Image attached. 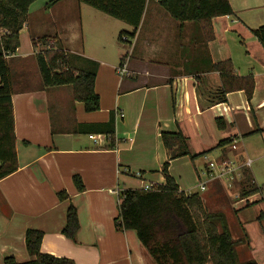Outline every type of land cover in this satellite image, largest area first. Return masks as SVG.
Returning <instances> with one entry per match:
<instances>
[{
	"label": "crops",
	"instance_id": "1",
	"mask_svg": "<svg viewBox=\"0 0 264 264\" xmlns=\"http://www.w3.org/2000/svg\"><path fill=\"white\" fill-rule=\"evenodd\" d=\"M229 1L234 16L213 19L215 39L207 42L198 24L181 25L160 6V0H148L136 35L127 43L131 52L125 59L130 72L127 77L119 75L115 63L97 58L98 48L91 45L106 50L104 45L111 39L113 42L121 30L129 33L131 25L124 22L123 29L109 20L110 16L98 18V14L89 19V25L84 12L88 10L76 0H62L44 12L32 14L29 10L20 33V48L8 59L9 65L15 62L17 76L27 77L20 88L19 80L12 81L19 168L0 181V264L8 257L19 264L35 260L26 247L28 230L44 233L43 254L74 264H156L134 231L118 230L116 219L124 191L142 190L146 183L165 184L162 168L168 162V153L162 133L181 131L192 155L208 152L200 159L213 155L220 164L231 160L234 153L230 146L216 147L221 141L233 139L243 163L251 161V171L254 160L246 159V139L264 130V48L252 33L264 26V0ZM60 10L62 25L54 27L55 36L49 35L53 27L49 21ZM85 24L91 27L89 33L84 30ZM43 37L53 39L50 47L56 41L60 43L72 69L94 72L89 63H95L99 113L86 112L85 105L73 99L69 86L73 102H67L73 117H64L63 104L57 106L58 119L54 117V97L66 99V91L65 86L43 85L35 57L44 48L33 43ZM84 37L86 42L90 39V49L81 46L75 54L83 60L73 61L69 46L83 43ZM125 55L119 50L121 60ZM227 60L239 77L253 75L256 87L251 101L243 91L221 100L220 74L212 66ZM110 122L114 123V134L106 135ZM259 134L264 141V133ZM90 136H101L102 140L97 143ZM188 158L171 161L169 172L180 191L190 195L195 193L184 189L181 176L178 182L174 174L175 165ZM261 159L264 153L255 161ZM148 172L153 173L149 178ZM76 175L82 179L84 192L75 185ZM133 179H138V187H130ZM220 180L208 182L200 195L206 209L207 203L211 205L216 198L228 201L220 213L230 232L234 230L232 238L237 242L240 262L264 264V248H259L258 241L264 236V199L254 195L235 203L239 207L233 210L227 197L219 196L221 191L214 189L221 186ZM240 181L241 177L234 184ZM61 192L67 194L66 200H60ZM71 205L77 209L80 223L75 241L63 234ZM250 210L261 212L260 217L256 215L257 224L247 217ZM251 225L256 235L251 233Z\"/></svg>",
	"mask_w": 264,
	"mask_h": 264
},
{
	"label": "trees",
	"instance_id": "2",
	"mask_svg": "<svg viewBox=\"0 0 264 264\" xmlns=\"http://www.w3.org/2000/svg\"><path fill=\"white\" fill-rule=\"evenodd\" d=\"M39 0H0V181L14 174L18 166L14 112L12 106L13 85L7 58L20 48V33L28 21L30 7ZM62 0H52L47 8ZM114 19L133 27L132 32H123L121 41L128 43L139 28L148 0H77ZM160 6L181 25L186 22L198 24L207 42L215 39L212 21L218 17L234 16L229 0H160ZM254 37L264 48V26L252 30ZM33 40L34 45L44 39ZM45 87L72 88L73 99L85 105L88 113L100 110V97L96 93V73L77 71L70 67L66 52L62 49L43 50L36 56ZM121 60V66L125 62ZM220 74L221 100L228 94L243 91L248 101L255 92L253 75L239 77L230 60L212 66ZM219 124V122H218ZM106 135L114 134V123L107 124ZM221 127V126H220ZM255 133H264L258 130ZM161 139L168 153V162L163 165L165 184L154 185L149 191L127 190L121 195L119 216L116 219L120 231H134L142 246L156 264H257L255 261L240 262L237 242L222 213L208 212L204 201L197 193L187 195L180 191L176 180L169 172L171 161L189 157L196 160L206 153L192 155L187 139L181 131L162 133ZM233 139L221 141L216 148L232 146ZM79 192H84L80 176L74 177ZM240 196L248 199L261 192L248 168L241 171ZM66 200L65 192L59 193ZM80 230L78 211L70 206L67 211L63 234L75 241ZM44 233L28 230L26 247L34 261L24 264H74L41 252ZM4 264H19L8 257Z\"/></svg>",
	"mask_w": 264,
	"mask_h": 264
},
{
	"label": "rangeland",
	"instance_id": "3",
	"mask_svg": "<svg viewBox=\"0 0 264 264\" xmlns=\"http://www.w3.org/2000/svg\"><path fill=\"white\" fill-rule=\"evenodd\" d=\"M52 0H39L37 2H35L32 7L30 8V13L34 14L36 11L41 10L42 12L47 11L48 9L46 8L48 6V4L51 2ZM77 1V0H76ZM83 4V3H81ZM62 8V4L61 7ZM86 8L85 10L88 11H84L85 12V18L86 20L89 21V25H91L90 20H92V18H94L95 14H98V18H107V15L84 4V7ZM113 17H109V20H112V22H115V24H119V26H123V29L126 28L124 22L119 21L117 19H110ZM51 19V18H50ZM99 20V19H98ZM62 10H60L59 14H55V17L50 20L49 22L53 24V27L50 28V30L48 31L49 35H54L55 34L53 32H55V28L54 27H58L62 25ZM89 25L84 26V30L87 31V33L90 32L91 27ZM124 30H121V32H119L117 38H114L113 42L112 39L110 40L109 44H105L104 46L106 47V50H103V48L99 45L93 44L91 46L98 48L96 51L98 52L95 56L99 59H104V61H107L108 63H115L117 68L121 67V58L118 57V52L119 50L121 51V53H125L126 55L124 57H128V55H131L130 52V47L128 46L127 43H124L123 41H121L120 36L121 34H123ZM133 29L130 30V32H132ZM53 33V34H52ZM52 38L51 37H47L46 39H44V42L46 44L43 43V41H40L39 44L41 47L44 48V50H54V49H62L60 43L58 41L55 42V44H51L52 47H50V43H52ZM24 41L26 42V37H24ZM83 43H77L76 45H70L69 49L72 51L69 56L71 57V59L73 61H78L80 60V62L83 60L82 58L79 57L78 54H75V52L79 51L81 48V46L85 48L90 49V39H88V41L86 42V39L84 37ZM36 45V46H37ZM108 48V49H107ZM106 52V53H105ZM123 57V58H124ZM122 58V59H123ZM9 59V58H7ZM36 59V57H35ZM37 62V61H36ZM35 62V63H36ZM88 62V61H87ZM90 62V61H89ZM88 62V63H89ZM15 62H13L12 64L9 65V68L11 69V77H12V81L16 82V81H20V84H18L19 88L22 86L23 82L25 83V78L27 76H22L19 75L17 76L18 72L14 66ZM91 64V69H94L93 71L96 72L97 71V66H95V63H89ZM90 67V66H89ZM39 73V71H38ZM40 75V74H39ZM24 80V81H23ZM40 82V80H39ZM42 83V81H41ZM96 85V84H95ZM64 90L66 91L65 96L66 99H60L57 98L59 101L57 102V99L54 97V100L56 102H54L56 104V106L52 103V109L54 111V117H56L58 119V109L57 106L60 104H63L64 106L66 105V108L64 109V117L65 118H71L73 117L71 108H69V104L67 101H72V96H71V88L69 86H65L63 87ZM73 102V101H72ZM71 102V103H72ZM68 111V112H67ZM100 111V110H99ZM99 111H97L99 113ZM248 138V137H247ZM248 140L246 144L247 145V150H248V155L246 157V159L251 158L252 160H254V163L251 167V172L254 175V177L257 179L258 182V187L261 189V192L259 193L258 198L264 199V159L261 160H257L255 161L257 158L261 157L262 153H264V141H263V137L262 135H260L259 133L256 134L255 137H251L250 139H246ZM93 141V140H92ZM242 142V141H241ZM97 143H99V141H97ZM97 143H94V146H97ZM239 146L237 145V149L234 150L232 149V147L230 146V149L233 151L234 155L232 156L233 160H239L241 162H243V157L241 156V154L239 153ZM210 162L216 163V157L215 156H208L207 158H198V160H191L190 158L180 161L178 162L175 167H174V174L178 177V182H179V176H181V185L184 189L189 190V192H193V193H198L199 195H203V191L200 190V186L201 184L205 183L207 184L208 182L211 181L208 171H207V166ZM205 163H207V166L205 165ZM220 172V169H216L214 171L215 176H218ZM153 173L148 172L147 173V178L151 177ZM138 180V179H136ZM135 179L131 180L130 182V187H138L139 183L138 181H136ZM221 182V186H217V181L216 186L218 187H214V189H219V196H225L227 197V200H229V202H231V208L234 210V208H238L239 205L235 204L237 202H241L247 199H242V197L240 196V186L238 183L233 184L230 180V176H224L223 179L220 180ZM148 184V183H146ZM143 184V185H146ZM149 185V184H148ZM209 186V185H208ZM207 187V185H206ZM215 192V190H214ZM218 196V197H219ZM222 201V200H221ZM218 201V198H216V201L214 200V202H212V204L210 205L209 203H207V207H208V211L212 212V213H220V211H223V205L225 203H227L225 200L222 202ZM262 209L264 210V202H263V206ZM234 213V211H232ZM261 212L258 210H250L247 213V217H249V220L252 221L251 223L253 224H257L256 221V217H260L259 215ZM250 214V216L248 215ZM236 215V214H235ZM257 215V216H256ZM234 216V215H231ZM229 218V223L233 224V219ZM253 225L250 226V231L251 233L256 235V231L255 229L252 227ZM232 234L234 235V230L232 229ZM264 238V236H263ZM263 238H257L259 241V248H264V240Z\"/></svg>",
	"mask_w": 264,
	"mask_h": 264
},
{
	"label": "built area",
	"instance_id": "4",
	"mask_svg": "<svg viewBox=\"0 0 264 264\" xmlns=\"http://www.w3.org/2000/svg\"><path fill=\"white\" fill-rule=\"evenodd\" d=\"M126 59V58H125ZM118 73L120 76L122 77H127L130 75V72L128 71V69L125 66V62L124 65H122L120 68H118ZM120 117H123V114H119ZM90 138L92 140H94L95 142H97V140L101 141L102 138L101 136L96 138L94 136H90ZM232 149L236 150L237 149V144L234 143L232 146ZM251 166V161L247 160L246 162H240L239 160H229V161H224L221 164L220 163H213L210 162L207 166V171L209 174V177L211 180H216V179H223L224 176L229 175L230 176V180L231 182L234 184L236 180L240 179L241 177V171L243 168H249ZM216 169H220V172L218 176H215L214 171ZM137 178L141 177V174H136L135 175ZM206 185L205 183L201 184L200 189L201 191H205L206 190ZM152 189V186L149 185H143V190L144 191H149Z\"/></svg>",
	"mask_w": 264,
	"mask_h": 264
}]
</instances>
